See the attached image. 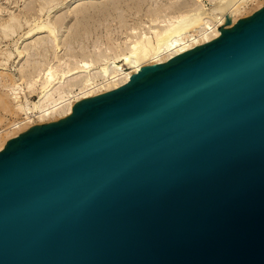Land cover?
<instances>
[{
  "label": "water",
  "instance_id": "1",
  "mask_svg": "<svg viewBox=\"0 0 264 264\" xmlns=\"http://www.w3.org/2000/svg\"><path fill=\"white\" fill-rule=\"evenodd\" d=\"M0 264H264V6L7 139Z\"/></svg>",
  "mask_w": 264,
  "mask_h": 264
},
{
  "label": "bare ground",
  "instance_id": "2",
  "mask_svg": "<svg viewBox=\"0 0 264 264\" xmlns=\"http://www.w3.org/2000/svg\"><path fill=\"white\" fill-rule=\"evenodd\" d=\"M75 1H77V3L79 2V0ZM211 1H215L217 4L220 2L222 4L216 5L217 7L215 6L211 10L212 13H217L218 16L215 14L214 16L204 15L203 17L202 15L196 19L189 20L190 14L188 15V13L189 11H193L189 9V11L179 12L177 15H165V18H162L163 20L155 17V19L152 20L154 24L152 23L151 26H148L147 30L137 32L135 31L136 28L132 27L131 34L133 35L126 38L123 49H119L118 51L114 50L112 57L101 55L94 58L93 54L87 57L82 56L76 59L75 64L70 62L73 63V65L69 62L61 61L59 58L61 56H58V54L55 55L60 50L61 46L58 38L59 33H57L58 28L56 29L57 25L55 26L57 23L53 20L54 17L52 18L51 13L59 7V3L53 4V2V5L48 6L43 5V3L41 5V2H39L40 4L37 3L38 8L36 12L38 14L33 17L35 20L30 22V29L21 37L27 39L35 34L46 33L47 37L53 41L52 48L55 51L54 58L57 59V61L55 60L54 63L47 61L40 67H34L32 69L33 72L28 71L31 73L21 74V78H23L25 83L24 88L15 85L16 83L11 80L12 77L10 75L0 72L1 81L5 83L3 86H5V88L8 87L16 103L14 108L24 115L22 120H16L0 129V142L10 134L21 132L25 127L31 128L33 124H43L46 120L66 117L72 112V108L77 101L119 87L144 65L166 61L174 55L218 37L224 28L233 25L238 19L243 17V13L248 10L249 4L256 0ZM17 2L19 1L17 0ZM17 2L14 0V3ZM4 10L5 9H3V11ZM155 12L153 11L152 15L153 13L155 15ZM43 13H46L45 20L41 19ZM26 14L27 15L24 16L19 13L15 14L14 12L7 11L4 14L6 16L5 19L1 17L0 44L2 39L13 36L16 32L15 26L21 22L22 17L25 18L27 23L29 22L27 20L28 13ZM2 15L1 9L0 16ZM187 16L189 18H187ZM35 46H37V44ZM38 46L40 47V45ZM115 48H119V46ZM22 52L23 51L18 50L17 53L21 55ZM0 54L2 56L3 54L6 55V61H9L8 59H10L11 54H6L1 47ZM66 54L68 53L64 54L65 57ZM82 54L84 53L82 52ZM9 81L11 82L10 84H8ZM25 88L29 93L35 92L37 95V100L27 106H24L20 102L21 97L19 96L20 91H23ZM3 94L7 95L6 93ZM6 103L7 101L0 95L1 106H5ZM0 148H2V146Z\"/></svg>",
  "mask_w": 264,
  "mask_h": 264
},
{
  "label": "rangeland",
  "instance_id": "3",
  "mask_svg": "<svg viewBox=\"0 0 264 264\" xmlns=\"http://www.w3.org/2000/svg\"><path fill=\"white\" fill-rule=\"evenodd\" d=\"M15 1L17 2V0ZM18 1L19 2L14 3V0H0V10L2 9L3 13V15L0 16V19H5L6 16L4 14L7 11L14 12L15 14L19 13L24 16L27 15L26 13H28V16L30 14L32 15L29 17L27 16V20L29 21L28 23L25 21V18L22 17L21 22L15 26L16 32L13 36L1 40V49L4 50L6 54H11V57L7 62V56L4 54L2 56L0 54V67L2 66L0 68V72L10 75L12 77L11 80L16 83L15 85L21 88L25 87L21 74H29L33 72L32 69L34 67H40L47 61L54 63L55 60L57 61V59L54 58L57 54L58 56H61L59 57L61 61L69 63L73 62L74 64L76 59L82 56H92V54L94 58L101 55L112 57L114 50L118 51L119 49H123L126 38L133 35L131 34L132 27L136 28L135 31L141 32L142 30H147L148 26L152 25V20L155 19V17L163 20L162 18H165V15H177L179 12L186 10L189 11V9L193 10L188 13V15L190 14L189 20L196 19L202 15L203 17L204 15L214 16L215 14L218 16L217 13H212L211 10L216 5L218 6V4H221L220 2L217 4L215 1L212 2L211 0H79L78 3L75 0ZM39 2H41V5L43 3V5L46 6L59 3V7L53 11L54 13H51L52 18L54 17L53 20L57 23L55 26L57 25L56 29L58 28L57 33H59L58 38L61 46V51L59 50L56 54L52 48L53 41L47 37L46 33L35 34L27 39L21 37L26 31H28V29H30V22L35 20L33 17L38 14L36 9L38 8L37 3L40 4ZM261 5L264 6V0H256L250 3L248 10L243 13V17L241 18L248 17L252 11L261 8ZM3 9L5 10L3 11ZM153 11L158 12H155V15L154 13L152 15ZM41 16V19L45 20L46 13H43ZM189 17L187 16V18ZM36 44L37 46H35ZM38 45H40V47ZM116 46H119V48H115ZM16 48L19 51H23L21 55L17 53L18 50ZM82 52L84 54H82ZM65 53H68L66 54V57L64 55ZM73 63L70 64L73 65ZM0 82L2 83H0V95L7 101L5 106H1L0 104L1 129L16 120H22L24 115L14 108L16 103L13 100V96H11L12 94L8 90V87L5 88V86H3L5 83L1 81V78ZM10 83L11 82L9 81L8 84ZM3 93H6L7 95ZM19 96L21 97L20 102L24 106H27L37 100L36 93H29L26 88L23 91H20ZM56 120L58 119L46 120L44 123ZM34 125H40V123L33 124V126ZM28 129L30 128L25 127L21 130V132L19 131L15 134H10L7 138L5 137V139L0 142V147H5L7 139H11Z\"/></svg>",
  "mask_w": 264,
  "mask_h": 264
}]
</instances>
